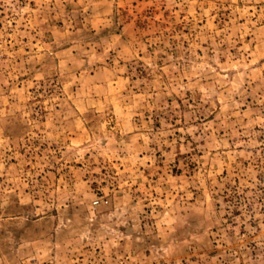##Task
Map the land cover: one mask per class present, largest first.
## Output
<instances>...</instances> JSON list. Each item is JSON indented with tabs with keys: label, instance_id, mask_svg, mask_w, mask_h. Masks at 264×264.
<instances>
[{
	"label": "rangeland",
	"instance_id": "374dc122",
	"mask_svg": "<svg viewBox=\"0 0 264 264\" xmlns=\"http://www.w3.org/2000/svg\"><path fill=\"white\" fill-rule=\"evenodd\" d=\"M0 264H264V0H0Z\"/></svg>",
	"mask_w": 264,
	"mask_h": 264
}]
</instances>
